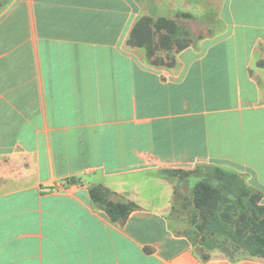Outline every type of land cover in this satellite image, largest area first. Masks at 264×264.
I'll list each match as a JSON object with an SVG mask.
<instances>
[{
  "label": "crops",
  "instance_id": "1",
  "mask_svg": "<svg viewBox=\"0 0 264 264\" xmlns=\"http://www.w3.org/2000/svg\"><path fill=\"white\" fill-rule=\"evenodd\" d=\"M141 16L0 0V264H264L178 237L162 175L236 172L264 205V0H223V30L172 67L128 45ZM93 189L135 208L112 223Z\"/></svg>",
  "mask_w": 264,
  "mask_h": 264
},
{
  "label": "rangeland",
  "instance_id": "2",
  "mask_svg": "<svg viewBox=\"0 0 264 264\" xmlns=\"http://www.w3.org/2000/svg\"><path fill=\"white\" fill-rule=\"evenodd\" d=\"M141 7V18H168L178 22L181 27L179 40L160 43V37H156L158 49L154 59L164 65L172 64V59L177 55V49L186 44H193L201 37L217 35L223 30V24L219 14L223 0H136ZM139 21V20H138ZM171 48V51L165 48ZM132 48V47H130ZM135 49V48H132ZM143 56L149 61L146 51L140 50ZM198 165L191 174L185 173H168L165 179L171 180L175 188V197L170 216L174 223L176 235L188 239L197 250L210 249L216 250L232 259H238L247 256V253L234 244L231 238L218 229V223L213 222L209 214L202 209L197 208L194 203V190L196 186L203 181L209 182L214 188L222 190L219 187V181L216 179V170L213 167ZM243 185L245 180L238 174ZM248 190L245 201L248 202L254 195V191L247 185ZM239 196L233 192H224L223 190V208L228 217L229 226L235 222H240L241 218L251 215L243 212L239 205ZM219 215V212H218Z\"/></svg>",
  "mask_w": 264,
  "mask_h": 264
},
{
  "label": "trees",
  "instance_id": "3",
  "mask_svg": "<svg viewBox=\"0 0 264 264\" xmlns=\"http://www.w3.org/2000/svg\"><path fill=\"white\" fill-rule=\"evenodd\" d=\"M181 27L177 21L168 18H152L143 17L135 24L131 36L128 41V45L135 49H144L149 63L153 66H163L164 64L159 63L157 59H154L158 49L156 37H160V43L163 46L164 43L179 40L181 33ZM191 43V42H190ZM186 44L177 49V54L189 47L191 44ZM167 51H171V48H165ZM175 59H172L171 65H164L172 67ZM209 166L208 168H210ZM215 169L216 179L219 181V187L222 190L214 188L209 182H200L194 190V203L197 208L202 209L206 214H209L213 222L218 223V229L227 234L232 239L234 244L240 249L247 253V256L251 258H264V205L261 204L262 195L260 192L253 190L246 183L243 185L242 180L238 177L236 172L226 171L217 167ZM185 173L181 170L168 171V173ZM167 171L162 173L165 178L168 174ZM191 174L186 172L185 175ZM247 185L254 191L256 195L252 196L248 202L245 201L248 190ZM223 190L224 192H233L237 194L239 198V205L243 212L248 213L252 211L251 215L241 218L240 222H235L233 226H229L228 215L221 211L223 208ZM93 201L104 209L109 220L112 223H117L125 220L130 213L134 210L135 205L130 204H114L108 200L106 193L101 190L93 189L91 191ZM219 212V215H218ZM205 250L201 249L203 253ZM216 251V250H210ZM203 259L206 260L208 257L203 255ZM232 259V258H231ZM239 259V258H238Z\"/></svg>",
  "mask_w": 264,
  "mask_h": 264
}]
</instances>
